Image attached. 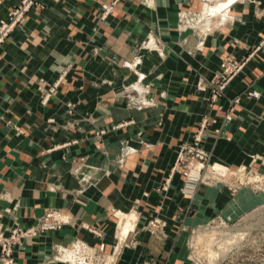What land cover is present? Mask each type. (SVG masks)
Segmentation results:
<instances>
[{
	"label": "crops",
	"instance_id": "0c3cea01",
	"mask_svg": "<svg viewBox=\"0 0 264 264\" xmlns=\"http://www.w3.org/2000/svg\"><path fill=\"white\" fill-rule=\"evenodd\" d=\"M109 1L48 0L53 31L47 42L36 35L38 21L31 16L0 44L8 65L25 70L24 81L40 75L54 81L56 70L74 67L48 106L38 98L32 102L29 120L39 126L31 135L14 136L0 125V229L34 226L50 208L78 219L77 225L26 238L15 264H68L53 259L54 249L76 239L104 243L112 252L117 210H137L141 218L114 264H190L188 232L180 226L217 216L235 220L264 201L249 187L231 193L223 184L200 186L192 196L179 193V174L169 190L156 191L178 144L191 139L203 119L208 125L202 144L219 163L235 168L264 153V45L245 65L260 95L242 98L241 108L230 110L232 119H224L227 101L211 108L203 99L207 92L197 96L194 87L197 72L212 77L225 52L239 58L264 41V0H119L104 19L101 2ZM15 72L6 67L0 78L9 73L15 87ZM243 79H235L233 90L242 89ZM23 95L0 91V99ZM68 101L76 105L71 114ZM101 128L106 132L96 133ZM56 143L58 151L43 154ZM151 217L164 222L159 232L147 228ZM81 224L100 228L104 236Z\"/></svg>",
	"mask_w": 264,
	"mask_h": 264
},
{
	"label": "rangeland",
	"instance_id": "374dc122",
	"mask_svg": "<svg viewBox=\"0 0 264 264\" xmlns=\"http://www.w3.org/2000/svg\"><path fill=\"white\" fill-rule=\"evenodd\" d=\"M53 1L57 2L60 0ZM118 5L119 0L101 2V17L106 19L115 11ZM0 8L3 10V15L0 18V30L5 24L11 27L7 35L4 37V40L0 42L1 45L10 39L16 28L26 24L28 18L31 16H34L35 19H37L36 21H38V24L35 27L33 26L36 35L40 36L43 42H47L53 31V27L50 25V21L46 15L50 9L48 0H0ZM263 45L264 41L261 40L257 45L248 47L247 51L239 58L232 53L225 52L222 56L219 69L216 70L210 78L204 73L197 72L194 84L197 96L207 92V95L203 99L209 107L215 109L222 108L223 105L221 104V101H227L228 111L224 115L225 121L232 119L233 115L230 112L231 109L241 108L242 98L252 99L259 97L260 93L252 88L253 79H250L245 75V65L248 61L252 60L253 57L257 56ZM4 59V52H0V73L5 70L6 67H9L10 70L16 71L15 73L17 76L14 81H18L19 84L15 86L17 89L12 87L11 79L14 78L7 73L6 77L2 79L0 78V91L10 95L11 91L17 90L24 95L22 98L20 97L19 100H17V98H14L13 100L5 98L0 99V125L7 128L9 133L14 136H28L39 126V121L32 122L29 120L30 109L33 106L32 102H36L38 98L39 100L37 101L40 105L48 106L54 100L60 89L63 88L64 79L68 77L72 71L74 73V67H71V64H69L62 67L61 70L59 69L60 71L56 70L55 74L57 78L54 81L48 80L44 75H40L35 79H29V81H24L23 77H25L26 74L25 70L18 68L15 65L9 66L8 64L10 63L7 59ZM242 74L244 76V86L239 91L233 90L231 86L233 85L232 83H234L237 77H241ZM254 92L257 93V96H253ZM65 105L70 114L74 112L76 106L75 103L68 101ZM249 117L255 118L251 114ZM50 121L54 122V119H50ZM133 123L132 120L121 121L115 123L111 129L118 130L132 125ZM207 125L208 122L206 119H203L197 130L199 131L201 129L203 139L204 129ZM105 132L106 130L101 128L99 132L96 133L104 134ZM192 138L189 140H183L180 143L189 142ZM201 147L209 153L210 158L209 162L204 163L205 170L203 169L202 173L205 177L200 182L196 191L200 186H215L217 184H223L231 191V193H235L242 187H249L254 192H260L264 195V153L254 155L251 158L252 162L249 164H242L235 168H230L213 159L212 148L207 149L202 143ZM60 148L61 145L56 143L44 150L43 154L56 152ZM177 152L178 147L176 155ZM192 156H194V154L190 153L189 158ZM63 158H66V155H64ZM198 162L199 161H195L194 163L197 164ZM173 163L168 166V173L163 181H161L156 187V191L160 192L169 190L172 179L169 183L167 180L169 177L168 174L170 173L169 169L172 167ZM216 163L218 166H221V169L226 170V175L222 178L214 176L211 178V174H207L210 166ZM185 165L180 166V169L173 175L179 174L183 178L182 170H184ZM182 184L183 179L181 186L178 188L179 193H182ZM195 192L192 195H194ZM119 211L120 210L114 211L112 214L116 219L115 229L117 240L112 252H106L104 249L106 248L104 243L99 242L96 245H91L84 239H76L69 246H56L53 259L61 260L68 264H106L108 259L113 256L114 264L118 255H115L114 253H118L120 249L117 250V247L120 243V238L118 237L120 223L122 218L125 217L123 215H129L132 217V219L130 217V220L133 227L135 221L137 225L141 218V215L137 210L130 211L134 213H124V211ZM126 213H130L131 215ZM188 213L189 211L186 212V214ZM77 220L76 217L63 212L61 209L50 208L44 215L39 217L38 223L34 226L26 227L23 224L14 223L5 231L0 229V264H15V253L17 252V249L23 245L26 238L37 237L46 232H55L66 225H77ZM81 225L96 237L102 238L104 236L102 230L98 227L86 224ZM146 225L147 228L153 232H159V229L163 228L162 226H164V222L159 219V217H151V219H148ZM180 230L188 232L186 259L190 264H264V201L259 207H256L252 211L235 220L224 219L217 216L196 226L187 227L182 225L180 226ZM136 244L137 240L134 239L132 245ZM215 254L217 257L216 259H213Z\"/></svg>",
	"mask_w": 264,
	"mask_h": 264
},
{
	"label": "built area",
	"instance_id": "2783aa9c",
	"mask_svg": "<svg viewBox=\"0 0 264 264\" xmlns=\"http://www.w3.org/2000/svg\"><path fill=\"white\" fill-rule=\"evenodd\" d=\"M10 28L11 27L8 26L7 24L1 27L0 42L4 40V37L7 35ZM253 96H257V93L254 92ZM202 139H203V134L200 129L193 136L191 141L180 143L178 146V152H177L175 161L172 167H170L169 169L170 173L168 174L169 175L168 180H167L168 183L171 181L173 174L176 173V171L180 169V166L186 164L184 166V170H182L183 171V184L181 187V192L183 194L192 195L198 188L202 179L205 177V175L202 173V170L204 169V163L209 162L210 155L205 149L201 147ZM190 153L194 154V156L189 158ZM195 161L196 162L199 161V162L196 164L194 163ZM214 167H215V164L211 165L209 168V171L207 172V174L209 175L211 174L210 175L211 178L214 172H216L217 175H221L222 177L226 175V170L225 172L223 171V173H218L216 169H214Z\"/></svg>",
	"mask_w": 264,
	"mask_h": 264
},
{
	"label": "bare ground",
	"instance_id": "6f19581e",
	"mask_svg": "<svg viewBox=\"0 0 264 264\" xmlns=\"http://www.w3.org/2000/svg\"><path fill=\"white\" fill-rule=\"evenodd\" d=\"M220 167H221V166H220V165L218 166V164L216 163L214 169H216V171H217L218 173H223V171L225 172V170L221 169ZM227 174H228V173H227ZM212 175H213L214 177H217V178H222V176H221V175H217L216 172H214ZM123 216H125V215H123ZM130 217H131V216H125V217H123V218H122V221H121V223H120V229H119V238H120L119 240H120V243L118 244L117 250L120 248L122 242H123V241L125 240V238L128 236L130 230L133 229V224L131 223ZM124 219H125V220H124ZM131 219H132V217H131ZM233 239H234V238H233ZM236 241H237V240H236ZM228 249H229V248H228ZM228 249H227V251H228ZM116 254H117V252H116ZM216 257H217V255L215 254V255L213 256V259H216ZM211 260H212V259H211ZM113 261H114V257L111 256V257L108 259V261H107L106 264H113Z\"/></svg>",
	"mask_w": 264,
	"mask_h": 264
}]
</instances>
